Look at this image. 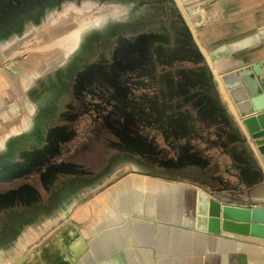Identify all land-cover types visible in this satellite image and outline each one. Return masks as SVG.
<instances>
[{"label":"crops","instance_id":"0c3cea01","mask_svg":"<svg viewBox=\"0 0 264 264\" xmlns=\"http://www.w3.org/2000/svg\"><path fill=\"white\" fill-rule=\"evenodd\" d=\"M140 1L141 6L155 9V15L152 14L150 18L157 22L158 33L165 32L160 28L175 32L177 27L183 28V25L191 33L192 38L187 36L182 43L187 42L206 74L201 76L197 66L188 67V75L183 77L179 73L180 86L175 93L199 96V102L193 106L204 107L203 112L210 115L206 117L218 121L217 130L209 132L206 128L209 122H202L204 125H201L195 114L171 140L179 147L186 146L187 155L180 157L175 151L168 150L163 137L158 145L160 153L157 159L160 161L150 164L152 167L142 156L140 167L132 165L131 170L120 179L106 185L99 184V191L93 200L97 196L102 197V206L105 207L98 224L83 231L78 223L86 218L79 217L76 224L69 222L58 230H51L15 264H264L263 238L223 231L211 213L213 207L226 204L241 208H264V163L257 147V141H264V137L248 139L245 136L239 124L238 110L231 107L224 86L216 78L227 72L256 66V73L250 69L247 73H251L254 87L264 93V0ZM130 9L131 5L124 6L110 13L109 18L103 15L96 24L100 26L106 19L119 21L116 13L127 17ZM187 10H191L190 14ZM170 15L176 16L174 22H171ZM134 26L117 27L112 24L108 27L107 37L132 35L128 31H138ZM98 37V34H91L86 43L88 48L94 47V54L97 51L94 43ZM78 54L86 56L80 65L91 60L87 53L78 52L71 63ZM5 68V76L0 77V99L8 95L6 77L12 79L14 90L21 87L17 78H24L30 73L21 67ZM69 69L65 75L60 73V79L65 83L55 96L49 98L40 116L30 124V132L23 135L0 134V174L4 176L0 179V255L9 253L20 237L21 224H30L35 218L31 211L23 216L24 210L35 207L44 198H51L50 190L61 178L65 182L66 192H70L69 189L74 186H69L72 183L65 181L68 177H63L69 149L62 152L60 161L50 169L48 187L30 183L23 185L16 179L23 168L36 165L50 143L48 129L62 110L64 97L69 95L78 71L70 74ZM144 87H134L131 92L147 93ZM56 96L59 109L47 118L50 113L47 107ZM157 106V112L151 110L145 113L135 105L127 111H134L142 120L146 118L156 122L161 127L162 136H169L165 125V112L169 107L165 109L161 103ZM125 107L122 106V110ZM40 120H44L43 132L40 143L36 145L29 136L36 125H40ZM9 122L13 124L9 119L7 125H10ZM0 126H6L5 120L0 119ZM160 134L159 131L156 133L161 137ZM21 137L26 139L21 140ZM24 140L27 143L20 145ZM77 150L80 154L84 149ZM124 156L132 157L126 152ZM109 158H113L112 154ZM163 160L168 161L164 163ZM110 166L100 167L87 175H73L71 180L77 184L95 183L110 170ZM30 237L36 240L37 233L33 231ZM3 263L0 260V264Z\"/></svg>","mask_w":264,"mask_h":264},{"label":"rangeland","instance_id":"374dc122","mask_svg":"<svg viewBox=\"0 0 264 264\" xmlns=\"http://www.w3.org/2000/svg\"><path fill=\"white\" fill-rule=\"evenodd\" d=\"M172 4L176 8V4ZM129 5L131 9L127 17L118 12L116 16L119 21L106 19L100 26L91 24L95 18L103 15L109 18L110 13ZM187 12L190 14L191 10ZM155 13L154 8L141 6L140 0H0V77L5 76L6 66L11 69L21 67L30 72L24 78H17L21 87L16 90L12 88V79L6 77L8 95L0 99V107L3 108L0 109V119L5 120L6 126H0V134L23 135L30 132V124L40 116L49 98L55 96L65 83L60 79V73L65 75L70 67L71 74L80 61L86 59L85 55L78 54L71 63L73 56L84 52L91 57L88 63L77 68L70 93L64 97L62 110L48 129L50 143L37 159L34 170L45 169L46 163H57L62 152L69 149L70 155L64 158L63 177H68L65 181L72 183L69 186H74L69 189L70 192H66L65 182L61 178L51 188L50 200L44 198L35 207L24 210L23 216L31 211L35 218L30 224H21L20 237L9 253L0 255L1 263L15 264L41 237L69 222L76 224L79 217L86 218L78 223L83 231L98 224L105 207L102 206V197L97 196L93 200L99 191V184L106 185L120 179L131 170L132 165L140 167L142 156L149 165L156 164L160 161L157 159L160 153L158 145L163 137L168 150L175 151L180 157L187 155L186 146L179 147L171 140L195 114L201 125L209 122L206 127L209 132H216L218 121L209 120L210 115L203 112L204 107L193 106L199 102V96L175 93L180 86L179 73L185 77L189 73L186 71L188 67L197 66L201 76L206 74L187 42L182 43L187 36L192 38L191 33L183 23V28L177 27L175 32L160 28L165 32L158 33L157 22L150 18ZM174 18L176 16L170 15L171 22H174ZM132 22L137 32L128 31L132 35L107 37L108 27L112 24L117 27L133 26ZM81 27L84 29L79 45L65 56L63 38ZM91 34L99 36L94 43L97 48L95 54L94 47L90 49L86 46ZM134 87H144L147 93L142 94L137 90L132 93ZM57 99L58 96L51 99L47 111L52 114L48 113L47 118L59 109L53 112L52 105ZM159 103L165 109L169 107L165 112L169 136H162L161 127L156 122L146 118L142 120L134 111H127L135 105L145 113L151 110L157 112ZM122 106L127 108L122 110ZM9 119L12 125L10 122L7 125ZM43 123L44 120L39 121L41 135ZM38 127L36 125L30 138L39 136ZM158 131L161 137L156 135ZM77 149L84 150L78 154ZM125 152L133 158L125 157ZM111 154L113 158L108 159ZM166 161L163 160L164 163ZM108 165H111L110 170L95 183L77 184L71 180L73 175H87ZM33 231L37 233L36 240L30 237ZM12 251L17 254H10Z\"/></svg>","mask_w":264,"mask_h":264},{"label":"water","instance_id":"95a60500","mask_svg":"<svg viewBox=\"0 0 264 264\" xmlns=\"http://www.w3.org/2000/svg\"><path fill=\"white\" fill-rule=\"evenodd\" d=\"M249 69L227 72L216 78L224 86L231 107L238 110L239 124L245 136L248 139H259L264 137V93L252 84L251 73H247ZM250 70L256 73V66H252ZM254 112L257 113L248 116ZM258 151L263 155L260 159L264 163V152ZM211 213L219 221L223 231L264 239L263 207L241 208L226 204L213 207Z\"/></svg>","mask_w":264,"mask_h":264},{"label":"flooded vegetation","instance_id":"af4514ba","mask_svg":"<svg viewBox=\"0 0 264 264\" xmlns=\"http://www.w3.org/2000/svg\"><path fill=\"white\" fill-rule=\"evenodd\" d=\"M80 64L78 65V67ZM77 67V68H78ZM77 68L75 70H77ZM37 137V143H35L33 140L34 144H39L42 138V135L36 136ZM35 138V137H34ZM60 161V160H59ZM64 161V160H61ZM46 168L38 169V171H34L35 168L37 167L35 164L31 167H26L21 170V172L16 176V179H18L20 184L25 185V183H30L31 185L35 186H42L43 188L48 187L51 181V173L50 169L54 166V163H46ZM52 170V169H51ZM34 171V172H33ZM32 173V174H31ZM4 178L3 175L0 174V179ZM39 199V197H38ZM43 200V199H42Z\"/></svg>","mask_w":264,"mask_h":264},{"label":"bare ground","instance_id":"6f19581e","mask_svg":"<svg viewBox=\"0 0 264 264\" xmlns=\"http://www.w3.org/2000/svg\"><path fill=\"white\" fill-rule=\"evenodd\" d=\"M101 18H103V17L95 18V20H93V22L91 24L98 23L99 20H101ZM83 29H84V27L77 28V29L73 30L70 34L65 35V37L63 38V45H64V47H66L65 56L68 55L71 51L75 50V48H77V46L80 42V39H81V34H82ZM58 107H59V101L57 99V101L54 102V104L52 105L53 112H55L58 109ZM50 114H52V113H50ZM41 129H42V126L40 124L39 127L37 128V135H41L40 131H39ZM37 140H38L37 137L33 138V141L35 143L38 142ZM25 143H27V140L22 141L20 143V145L24 146ZM257 147L260 151L264 152V141L258 140L257 141Z\"/></svg>","mask_w":264,"mask_h":264}]
</instances>
